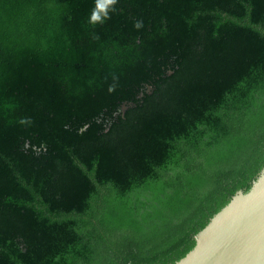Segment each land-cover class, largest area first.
I'll use <instances>...</instances> for the list:
<instances>
[{
  "label": "trees",
  "instance_id": "1",
  "mask_svg": "<svg viewBox=\"0 0 264 264\" xmlns=\"http://www.w3.org/2000/svg\"><path fill=\"white\" fill-rule=\"evenodd\" d=\"M94 8L0 0V264H176L264 169V0Z\"/></svg>",
  "mask_w": 264,
  "mask_h": 264
},
{
  "label": "water",
  "instance_id": "2",
  "mask_svg": "<svg viewBox=\"0 0 264 264\" xmlns=\"http://www.w3.org/2000/svg\"><path fill=\"white\" fill-rule=\"evenodd\" d=\"M176 264H264V169L196 237Z\"/></svg>",
  "mask_w": 264,
  "mask_h": 264
},
{
  "label": "clouds",
  "instance_id": "3",
  "mask_svg": "<svg viewBox=\"0 0 264 264\" xmlns=\"http://www.w3.org/2000/svg\"><path fill=\"white\" fill-rule=\"evenodd\" d=\"M117 0H95V8L93 14L90 17V24L102 23L103 20L108 18V12L113 10ZM137 28L141 27V25L137 24ZM109 91H112L110 88Z\"/></svg>",
  "mask_w": 264,
  "mask_h": 264
}]
</instances>
